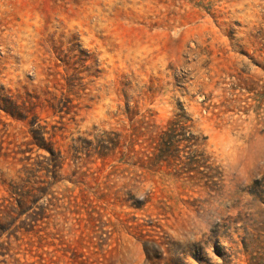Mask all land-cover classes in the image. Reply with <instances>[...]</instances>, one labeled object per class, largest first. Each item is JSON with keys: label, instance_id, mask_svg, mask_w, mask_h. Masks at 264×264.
Masks as SVG:
<instances>
[{"label": "rangeland", "instance_id": "1", "mask_svg": "<svg viewBox=\"0 0 264 264\" xmlns=\"http://www.w3.org/2000/svg\"><path fill=\"white\" fill-rule=\"evenodd\" d=\"M260 137L264 0H0V264H264Z\"/></svg>", "mask_w": 264, "mask_h": 264}, {"label": "trees", "instance_id": "2", "mask_svg": "<svg viewBox=\"0 0 264 264\" xmlns=\"http://www.w3.org/2000/svg\"><path fill=\"white\" fill-rule=\"evenodd\" d=\"M13 116V115H12ZM32 132V144L39 149L46 151L50 159H54L60 164L61 155L54 149L48 147L45 135L38 128ZM36 166L25 169V179L21 183H15L10 186L7 195L0 197V241H39L37 232V214L33 210L37 194L41 191L36 182ZM32 215L30 218L29 216ZM28 216V218H23ZM28 219H30L28 221ZM5 250V247H0ZM0 251V257L5 256ZM4 262V261H0Z\"/></svg>", "mask_w": 264, "mask_h": 264}, {"label": "clouds", "instance_id": "3", "mask_svg": "<svg viewBox=\"0 0 264 264\" xmlns=\"http://www.w3.org/2000/svg\"><path fill=\"white\" fill-rule=\"evenodd\" d=\"M256 155L249 160L248 168H254L257 164L264 166V137H260L255 142ZM247 169L244 170L243 175H246Z\"/></svg>", "mask_w": 264, "mask_h": 264}]
</instances>
